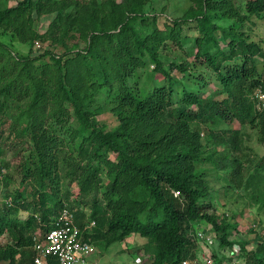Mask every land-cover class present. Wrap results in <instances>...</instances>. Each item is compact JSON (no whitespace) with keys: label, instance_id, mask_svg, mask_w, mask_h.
I'll return each mask as SVG.
<instances>
[{"label":"trees","instance_id":"trees-1","mask_svg":"<svg viewBox=\"0 0 264 264\" xmlns=\"http://www.w3.org/2000/svg\"><path fill=\"white\" fill-rule=\"evenodd\" d=\"M223 2L221 18L232 21L230 15L239 12L241 25L228 28L218 25L208 12L212 5L195 16L205 38V56L217 69L220 82L218 94L206 97L200 94L201 86H176L175 77L164 68L155 41L164 39L165 35L154 31L151 36H142L132 23L143 8L140 0H125L113 31L101 29L100 33L92 34V40H86L83 49L54 56L52 63L35 67L29 56L11 61L8 58L10 47L0 41V96L6 97L0 98V106L11 113L20 99L28 101L27 107L17 114L14 109L16 123H23L14 128V136L29 149L19 166V170H25L22 182H39L37 195L43 207L42 224L35 216L27 223L12 217L0 218V237L8 231L14 241L0 244V263L16 264L19 259L17 264H33L37 255L34 244L40 235L28 238L27 232L41 225L44 236L59 211L69 205L64 203L70 198L69 194L65 199L48 194L62 163L75 177L84 175L82 193L88 195L99 188V181H95V174L91 175L87 160L101 162L105 153L113 151L118 161H110V170L104 168L110 177L109 187L103 192L106 207L95 197L91 218L80 219L79 212L75 211L80 225L90 219L96 221L94 236L104 227L121 230L120 237L138 232L148 239L147 248L154 253L152 264H183L185 260L195 261L193 258L197 256L189 229L193 228L198 241H203L199 232L210 235L213 231L222 244L243 246L244 253L235 255L241 258V264H264V238H259L252 249L246 248L244 239L229 238L233 230L236 233L242 230L238 223L217 214L216 205L209 200L208 180L198 168L200 160L212 158L204 155L202 141L198 138L200 133L192 129L198 120L208 122L236 117L257 126L264 138V111L251 99L256 89L264 91V44L256 37L258 32L254 28L258 20H264V0ZM57 3V0H23L18 7L0 5V23L15 10L35 7L37 13H42L48 6L55 8ZM76 19L73 18L72 24ZM219 28H224L230 47L219 48L221 60L217 61V53L211 54L214 52L208 45L212 39H217L213 33ZM101 35L109 42L118 41L116 46L111 44V57L95 46ZM259 53L261 61L257 59ZM147 65L154 66L150 80L140 84L139 70ZM165 75L174 80L170 85L163 81ZM132 79L135 85L131 84ZM100 95L103 98H98ZM218 95L223 98L218 99ZM101 99L112 104V109L121 116L123 122L118 129L104 131L98 127ZM70 107L78 117L77 123L69 122ZM132 125L151 128L146 136L136 140V146L123 138ZM68 130L71 132L67 139L73 151L70 156L62 157L58 153L66 144L62 135ZM237 133L229 137L236 146ZM228 160V156H223L218 163L221 168L232 170L233 167L230 177L241 185L242 163L236 158ZM16 203H20L18 199ZM84 236L87 241L91 240L88 232ZM213 257L214 264L225 263L217 254Z\"/></svg>","mask_w":264,"mask_h":264},{"label":"rangeland","instance_id":"rangeland-1","mask_svg":"<svg viewBox=\"0 0 264 264\" xmlns=\"http://www.w3.org/2000/svg\"><path fill=\"white\" fill-rule=\"evenodd\" d=\"M21 1L23 0H0V5L3 8L18 7ZM57 1L55 8L50 9L48 6L42 13H37L36 8L32 7L20 12L15 10L5 18L6 20H2L0 41L10 47L11 55H8V58L11 61L29 56L36 67V65L52 63L54 56H60L66 52L74 53L76 49H83L86 40H92V34L100 33L101 29L113 31L117 27L116 16L119 15L120 8L125 5V0ZM140 1L143 8L140 10L141 13L133 18L132 23L142 36H151L150 34L154 31H160L165 35L164 39L155 41V48L164 68L175 77L176 86L189 88L201 86L200 94L202 96L215 94L220 85L217 80L218 72L205 56V38L203 39V33L195 16L201 15L203 10L212 5L213 8H208V12L214 17L213 20L218 25L228 28L231 25L237 26L243 23L238 20L239 12L232 13L230 15L232 21H227L221 18L223 17L221 14L223 0ZM74 17L77 19L72 24L71 21ZM224 28L214 31L213 37L217 39H212L208 45L209 50L214 52L211 54L217 53V61L221 60L219 48L226 50L230 47L228 44L230 39L226 38L223 33ZM254 28L258 32L256 37L264 44V20H258ZM242 30L246 33L244 28ZM111 44L116 46L118 41L109 42L105 35H101L95 46L111 57ZM257 59L262 60L261 53L257 55ZM10 63L13 64V62ZM151 67L154 66L147 65L140 68V84L149 82V75L152 74ZM163 81L170 85L174 80H170L169 76H166ZM131 84L135 85V79L131 80ZM253 94L254 91L251 93V99L257 106ZM217 97L218 99L223 98L221 95ZM0 98L3 100L6 97L2 94ZM98 98H103V96L100 95ZM99 104L98 127L104 131L118 129L123 120L112 109V104L103 99L99 101ZM27 105L28 101L22 98L11 108V113L7 109L2 110L0 106V171L2 172L0 177V218L12 217L22 223H27L31 216H35L42 224L43 207H41V199L37 195L40 188L39 182L30 180L22 182L25 170L23 172L19 170L20 164L29 154L28 145L24 143L26 145L24 148V144H21L19 139L14 136V128L23 124L16 123V118L13 116L14 109L16 108L15 113L17 114L21 108H25ZM194 110L196 111L198 108ZM68 119L71 124L77 123L78 120L71 107ZM194 124L192 129L200 133L198 138L202 141L204 155L212 156L209 160L198 162V168L203 170V178L209 183L211 192L209 200L216 205L217 214L226 216L229 222L239 224L242 231L236 233L233 230L229 238L231 240L244 239L242 241L246 242V248L252 249L259 238H264V138L257 126L248 121L242 122L236 117L231 120L226 116V120L216 119L208 122L198 120ZM66 126L68 128L69 123ZM150 129L148 126L132 125L123 138L136 146V140L146 136ZM236 131H238L237 146L233 144L232 140H229V137ZM70 132L71 130H68L67 133L64 131L62 135L66 138L63 150L58 153L62 157L70 156L73 151L69 146L72 143L67 139ZM223 156H228L229 162L236 158L242 163L243 180L239 182L241 185H237L230 177L233 167L232 170L221 168V164L218 162ZM102 158L101 162L103 163L96 159L87 160L91 175L95 174V181H99L98 189L91 190L88 195H84L82 193L84 175L82 178L75 177L70 173V169L65 168L62 163L48 194L53 198L59 196V199H65V195L69 194L70 198L64 200V203L77 210L80 219L91 218L95 197L99 198L106 207L103 192L109 187L110 177L104 168L110 170L112 166L110 161H118L113 151L105 153ZM16 199L20 203L15 204ZM40 227L28 231V238L40 235L37 238L41 239L44 231ZM205 227L210 228L211 225H205ZM95 228L96 226L89 228L88 233L94 247L90 258L93 259L92 261H97V264H152L154 261V253L147 248L148 239L140 233L133 232L120 237L121 230H109L104 227L98 229V235L94 236ZM188 235L194 239V252L197 254L193 258L195 261L188 260V264H214V253L225 261L224 264L230 262L232 264L234 260H241L237 252L244 253L243 246L241 247L239 243L235 246L222 244L213 231L209 235L212 242L198 241L193 228L189 229ZM13 242L8 231H5L0 237L1 245ZM236 254L239 256H235ZM16 261L20 263L19 259ZM0 264H8V262L2 261Z\"/></svg>","mask_w":264,"mask_h":264},{"label":"built area","instance_id":"built-area-1","mask_svg":"<svg viewBox=\"0 0 264 264\" xmlns=\"http://www.w3.org/2000/svg\"><path fill=\"white\" fill-rule=\"evenodd\" d=\"M256 105L264 111V91L256 89L253 94ZM2 172L0 171V177ZM74 209L65 205L55 217L52 226L45 232L43 239H36L34 249L37 252L33 264H88L93 253V244L85 239L84 234L89 228L96 226V221L90 219L84 225L77 222ZM90 218V217H88ZM203 241L212 242V238L201 231L198 233ZM188 264V260L183 262ZM232 264H241L234 260Z\"/></svg>","mask_w":264,"mask_h":264},{"label":"crops","instance_id":"crops-1","mask_svg":"<svg viewBox=\"0 0 264 264\" xmlns=\"http://www.w3.org/2000/svg\"><path fill=\"white\" fill-rule=\"evenodd\" d=\"M93 260V259H92ZM91 258L89 259L88 264H97V261H92Z\"/></svg>","mask_w":264,"mask_h":264},{"label":"clouds","instance_id":"clouds-1","mask_svg":"<svg viewBox=\"0 0 264 264\" xmlns=\"http://www.w3.org/2000/svg\"><path fill=\"white\" fill-rule=\"evenodd\" d=\"M95 227V226H94Z\"/></svg>","mask_w":264,"mask_h":264}]
</instances>
